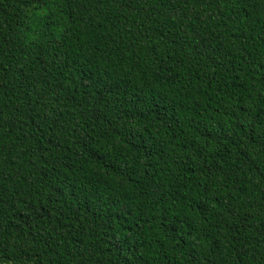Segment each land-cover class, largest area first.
<instances>
[{
  "label": "trees",
  "instance_id": "trees-1",
  "mask_svg": "<svg viewBox=\"0 0 264 264\" xmlns=\"http://www.w3.org/2000/svg\"><path fill=\"white\" fill-rule=\"evenodd\" d=\"M0 264H264V0H0Z\"/></svg>",
  "mask_w": 264,
  "mask_h": 264
}]
</instances>
